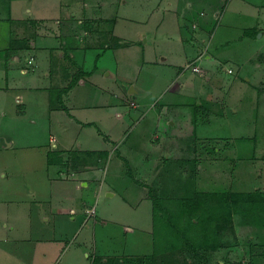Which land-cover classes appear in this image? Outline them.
Here are the masks:
<instances>
[{
    "label": "rangeland",
    "instance_id": "374dc122",
    "mask_svg": "<svg viewBox=\"0 0 264 264\" xmlns=\"http://www.w3.org/2000/svg\"><path fill=\"white\" fill-rule=\"evenodd\" d=\"M56 1L23 0V4H54L47 10L48 15L54 16L71 8L77 15L72 17L82 18L81 27L86 29L82 46L86 51L82 48L83 58L70 57L74 64L69 80L74 74L85 79L69 95L76 116L50 110L46 93L36 91L27 93L29 102H25L23 111L21 105L17 106L15 92L10 89L5 93L0 88V222L2 216L10 218L5 220L14 225L8 229L10 237L23 240V256L28 259L26 250L35 247L32 233L44 238L54 234L60 243L44 239L39 243L41 249L55 248L58 253L67 241L73 242L67 253L65 250L59 257L60 263L55 264H83L73 249L78 248L81 239L93 238L97 239L98 248L104 243H119L122 250L138 252L124 256L125 263L135 264L134 260L144 259L153 251L152 195L164 196L162 202L173 206L179 199L166 196L194 197L197 192L209 191L226 194L231 216L220 228L215 247L202 251L198 248V254L180 253L178 264H264V116L258 113L256 117L254 108L249 109L251 85L260 86L261 82L246 80V74L239 76L240 66L249 74L256 64L254 58H247L249 50L243 42L235 39L241 30L225 29L216 20L213 37L208 34V51L206 46L197 47L191 42L190 31H180L181 16H175V22L163 8L166 0H78L101 6V15L108 18L101 17L104 22L100 26L96 18L87 17L92 15V9L82 14L81 5L72 8L77 0H61V4L65 3L61 10ZM224 29L232 40L219 45L218 36ZM182 33L186 39L181 38ZM115 37L127 43L116 45ZM199 49L217 51L222 59V64L213 59L199 61L203 69L218 67L216 78L192 70L190 60ZM229 66L233 72L227 71ZM180 68L182 72H178ZM212 90L226 97L224 114L214 109L218 105L215 107L205 94ZM76 118L82 123L78 124ZM171 119L177 120V124H170L175 126H169ZM152 121L157 135L152 133ZM95 123L106 128L114 141L101 134ZM159 123H163L161 127ZM194 125L198 126L197 132ZM136 142H141L137 144L140 152L137 150L126 161L119 153L128 155L126 152ZM63 144L70 148L62 147ZM81 146V150L104 147L109 155L105 161L86 163L75 157L74 152ZM49 151L54 158L50 164H58L55 156L63 154L57 167L47 165ZM144 156L151 157L153 166L164 159L163 166L150 169L149 165L148 169L140 158ZM167 165L168 170L163 168ZM91 170L97 179L89 187L74 183L84 178L80 176L91 175ZM140 180L150 187L142 188ZM199 188L202 189L198 191ZM84 206L85 214H91L85 223ZM97 215L107 219L94 221ZM162 220L156 219L160 221L156 242L160 246L178 238L163 239ZM13 239L7 242L0 237V248L14 252ZM192 241L196 243L195 239ZM108 257V264H120L122 258ZM14 258L17 257L12 255ZM151 259L145 263L170 261L159 256Z\"/></svg>",
    "mask_w": 264,
    "mask_h": 264
},
{
    "label": "crops",
    "instance_id": "0c3cea01",
    "mask_svg": "<svg viewBox=\"0 0 264 264\" xmlns=\"http://www.w3.org/2000/svg\"><path fill=\"white\" fill-rule=\"evenodd\" d=\"M160 3L161 1H159V4ZM91 4L97 3L94 1L93 3L91 1L90 3L85 1L78 2L77 0L74 1V5L71 6L72 8H75L78 5H81L80 9H82V14H87V11L92 9V15L88 14L87 17L90 16L91 18H96V20H98V24L100 23V26L104 22L101 17H108L101 15V6H99V4H97L98 6ZM63 6H65V3L61 4V0L56 1L57 9L61 10ZM53 7L54 4L49 3L45 4V6H41L38 3L34 4L32 2V6H28V3L26 5L23 4V0H0V88L5 91V93L10 89L14 91L15 96L18 95L17 100L19 103H17V106L21 105L20 109H23V111L26 106L25 102H29V96L27 93L32 91L39 93L45 92L47 96V104L50 110L66 111L67 114L69 112L68 115L75 117L76 114L72 112L73 107L70 105L69 95H73L74 91H72V88L78 83L83 84L85 79L78 78L79 81H76L66 91H63L62 88L67 86L70 82L69 74L72 72V65L74 64L70 57L73 56L76 58V56L81 55L83 58L84 56V52L81 50L84 49L82 41L85 36L86 29L81 27L82 18L80 19L78 17L76 20L75 16L77 17V15L71 10V8L68 12H64L63 14L61 13V15H48L49 12L47 10ZM163 8L173 15L175 22V16H177V18L181 16V19L178 22L180 31L183 32V29L190 31L189 37L191 38V42L196 44L197 47L206 46L208 51L209 44L211 42L208 34L213 37V25L216 20L224 24L225 29H228L229 27H236V30H241V34H238L235 39L243 42V46L247 47L249 50V56L247 58L251 60L254 58L256 64L254 66V71L249 74H247L248 71L244 70V68L240 66L239 69L241 70V73H239V76L240 74H246V80L251 82V79L253 78L261 82L260 86L257 84L251 85V89L249 90V94L251 95V104L249 109L253 110L254 108L256 117L258 116V113L261 114L260 116H264V0H166V4ZM72 15L75 16L72 17ZM225 29L222 30L223 34L218 36L219 41L217 42H219V45L228 44L229 39L232 40L230 35L224 32ZM256 33H258V36ZM112 35L117 36L115 34ZM181 38L186 39V35L182 33ZM83 51H86V49ZM216 52H207V49L196 50V54L192 57L189 64L197 65L201 68V71L195 72H201L202 74L210 73L212 78H216L219 74L217 71L218 67L216 69H203V67L199 64V61L203 59H213L214 61H218L219 64H222V59ZM78 60L82 61L84 64L83 60ZM227 71L233 72V69L229 66L227 67ZM178 72H182V68L178 69ZM91 74H93V71ZM90 77L91 76H89V78ZM202 92L204 93V90ZM205 94L209 96L210 100L212 99L211 103H214L215 107L218 105V109H214L224 114L226 97H220L214 90H212L209 94ZM55 95H57V99H53ZM34 99H36V96H34ZM64 105L67 109L63 107ZM210 112L211 111L209 109L206 114L209 115ZM146 114L150 115L148 111ZM76 120L78 124L79 122L82 123L80 118H76ZM145 120L148 119L146 118ZM174 121L177 124L176 119H171L169 121V126H175L170 125ZM198 122L199 120L196 118L194 124L196 123L197 125ZM95 124L101 134L108 135L109 139L114 141V139H112V134L109 133L106 128L103 129L97 123ZM162 124L163 123H159L158 125L161 127ZM150 127L152 133L154 132L153 134L157 135L153 121ZM194 127L197 132L198 126L196 127L194 125ZM165 136H167V134H165ZM137 144H141V142L132 143V150L126 152L128 154L126 155L128 160V156H135V153L138 151L140 152ZM78 145L80 146V144ZM62 147L70 148V146L64 144ZM81 148L83 147H78L79 150H81ZM94 149H104V147ZM140 158L143 163L147 164V168L149 165L151 166L150 169L163 166L162 163L164 159H160L162 163L160 162L153 166L151 164V157L144 156L143 158ZM210 161L217 163V161L213 159ZM58 164L47 163L48 166L56 165V167ZM243 165L245 166V164ZM163 168H167L168 170L169 165H167V167L164 166ZM95 169L97 170L98 168ZM91 171H93L91 172V175L80 176L84 178L75 180L74 183L79 186L89 187L90 183H93V181L97 179V175L96 177L93 175L94 170ZM164 172L167 174L166 171ZM54 177L55 176H53L52 179L56 181ZM132 181L134 185H137L134 180ZM142 188L148 189L146 183H143ZM200 189L202 188H199L198 191H200ZM145 196H148L147 193H145ZM83 208L84 212H82V215H84V218L82 221L85 223L87 218L91 217V214H85L86 207L84 206ZM93 208L96 213V208L94 206ZM95 213H93V215ZM1 218L4 223L1 224L2 222H0V237L6 239L8 242L10 239H13L10 237L8 229H13L14 225L5 221L6 219L10 220L8 216H2ZM97 218H99L102 222L107 219L103 215H97L94 217V221ZM33 235V239L36 240V244L34 249L26 250V255H30L28 259L23 256L24 249L21 245V241L23 240L20 238H14L13 240L15 246L12 247L14 252H11L8 248H0V264H55V261L60 263L61 259L59 260V257L62 256L65 250V253H67V251L71 248L70 244L73 243L67 241L63 245V248H59L57 253L55 248L54 250H51L52 248L41 249L39 246L40 241L44 239H50L52 240V243H60V240L57 239L54 234L49 238H44V236H39L36 233H32V236ZM124 235L126 236L127 232ZM124 240H127L126 237ZM96 241L97 239L94 240V238L90 239V241L81 239L77 244L78 248H74L75 250L73 249L72 253L79 255L78 259L83 264H94L93 258L95 255H103V258L105 259L107 258V255H119L121 257H126L128 254L132 256L138 255V252L134 253L122 250L123 248H120L119 243L115 244L117 246H107L104 243L100 248H98L96 247ZM102 243L103 242H101V244ZM53 245L55 246V244ZM10 253L17 258L12 260V255ZM51 253L55 254L51 255Z\"/></svg>",
    "mask_w": 264,
    "mask_h": 264
},
{
    "label": "trees",
    "instance_id": "16d2710c",
    "mask_svg": "<svg viewBox=\"0 0 264 264\" xmlns=\"http://www.w3.org/2000/svg\"><path fill=\"white\" fill-rule=\"evenodd\" d=\"M116 37L113 38V42L115 41L116 45H124L127 43ZM86 71L90 72L88 69H86ZM77 77H79V74H74L68 85L62 88V90H68V88L78 80ZM56 97H53V99ZM63 107L67 109L65 105ZM62 151L65 152L64 150ZM77 151L78 152H74L75 157L84 160L86 163L96 162L97 160L105 161L109 155V152L105 148L97 150L78 149ZM119 154L122 155L121 157L126 161H129L126 155L122 153ZM55 157V160L60 163L63 154L56 155ZM53 159L51 151H49L47 163H53ZM128 170L130 172L129 174L133 176L132 171L130 169ZM135 180L137 179L135 178ZM141 182L144 183L143 181ZM146 185L148 188L150 187L148 183H146ZM150 191L151 188L148 192ZM172 196L179 199L177 202L174 201L175 203L173 206L172 204L169 205L162 202L161 199H164V196L152 195V216L154 220L152 229L153 251L152 253L147 254L144 259L137 258V260H134L135 264H146L145 262L147 259L154 258L155 256L163 257L165 260L169 258V264H178L180 253L190 251L191 254H198V248L202 251L203 249H208L212 246L215 247L219 243L218 232L222 226L226 225L228 218L231 216V206L229 205L226 194L224 192L215 193L204 191L197 192V195L194 197L179 194L166 197L170 198ZM218 211L220 212V216L218 215ZM159 217L163 218V239H166V237L169 238L170 236H172V238L178 237L175 242L164 244L163 246L156 243L159 238V236L157 237V228H159L160 224V221L156 222V219ZM182 217H185V219H182ZM192 239H195L196 243L193 242ZM174 249L179 250V253L175 254ZM171 251H173L174 254L171 253ZM125 259V257L119 258L120 264H127L125 263L127 259ZM93 261L94 264H108L109 257L105 259L102 258V256L97 255L93 258Z\"/></svg>",
    "mask_w": 264,
    "mask_h": 264
},
{
    "label": "built area",
    "instance_id": "2783aa9c",
    "mask_svg": "<svg viewBox=\"0 0 264 264\" xmlns=\"http://www.w3.org/2000/svg\"><path fill=\"white\" fill-rule=\"evenodd\" d=\"M192 70H194V71H201V68L199 66H197V65H193L192 66Z\"/></svg>",
    "mask_w": 264,
    "mask_h": 264
},
{
    "label": "water",
    "instance_id": "95a60500",
    "mask_svg": "<svg viewBox=\"0 0 264 264\" xmlns=\"http://www.w3.org/2000/svg\"><path fill=\"white\" fill-rule=\"evenodd\" d=\"M132 90V89H131ZM130 92H133V91H130Z\"/></svg>",
    "mask_w": 264,
    "mask_h": 264
}]
</instances>
